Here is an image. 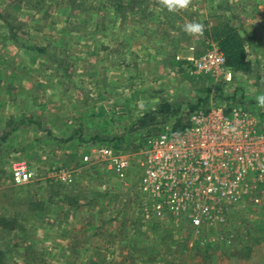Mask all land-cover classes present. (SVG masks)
Instances as JSON below:
<instances>
[{
  "label": "rangeland",
  "instance_id": "374dc122",
  "mask_svg": "<svg viewBox=\"0 0 264 264\" xmlns=\"http://www.w3.org/2000/svg\"><path fill=\"white\" fill-rule=\"evenodd\" d=\"M72 1L0 0V264H264V201L235 205L197 228L182 217L147 216L151 203L139 190L144 147L135 134L124 152L134 162L127 181L116 178L110 164L92 167L83 159L93 149L99 161L101 153L94 149L108 143L101 138L123 133L165 102L185 116L201 100L205 107L225 102L212 79L178 68L172 73L168 65L176 47L205 51L204 32L150 26L149 39L145 27L118 19L137 16V10L114 18L104 7L110 0H76L78 9ZM242 2L228 17L244 36L255 34L259 53L250 52L249 59L256 70L239 75L226 89L245 94L246 106L259 115L264 112L257 101L264 95V15L255 0ZM133 29L138 35L128 42ZM183 33L195 41L186 43ZM14 34L27 47L18 46ZM35 46L48 47V54L29 48ZM136 62L138 70L132 66ZM21 161L39 180L14 181ZM59 168L73 172L72 184L51 177ZM249 247L250 256L241 257Z\"/></svg>",
  "mask_w": 264,
  "mask_h": 264
},
{
  "label": "built area",
  "instance_id": "2783aa9c",
  "mask_svg": "<svg viewBox=\"0 0 264 264\" xmlns=\"http://www.w3.org/2000/svg\"><path fill=\"white\" fill-rule=\"evenodd\" d=\"M206 45L205 51L192 53L188 73L212 79L215 86L233 84L235 74L225 54L212 40ZM229 104L188 109L185 126H167L139 151V190L151 203L147 216L173 215L201 228L235 205L264 201V124L251 108ZM98 148L94 150L101 153L99 161L92 149L84 162L92 167L110 164L116 178L129 180L133 156L107 145ZM73 175L68 168L51 171L55 181L69 185ZM13 178L19 184L39 180L25 161L16 165Z\"/></svg>",
  "mask_w": 264,
  "mask_h": 264
},
{
  "label": "trees",
  "instance_id": "16d2710c",
  "mask_svg": "<svg viewBox=\"0 0 264 264\" xmlns=\"http://www.w3.org/2000/svg\"><path fill=\"white\" fill-rule=\"evenodd\" d=\"M75 1L76 0L72 1V7L73 9H78L79 7H81V5L77 4ZM114 1L115 0L112 1L110 0V4H108V6L104 5V7L106 9H108L109 7L110 9L113 10V13L115 8L116 16L121 12H125L128 10L127 7H129V5L124 3V0H116V2ZM36 6L37 5H34L33 7H35L36 9ZM140 10L142 12L141 8ZM131 12H136V11L133 8ZM116 16L114 18H116ZM0 19H2V14ZM112 22H114V20H112ZM183 29L184 28H179V30H183ZM203 32L209 40H212L215 43H217L220 49L222 50V52L225 54L227 60V66L235 74L234 83L238 82L239 75L250 76L255 74L256 65L249 59V53H248L249 46L254 47L255 40L253 33L251 32L248 33L249 37L244 36L240 31V29L234 27L233 24H231V21L228 20L220 21L217 25H214L212 27H208V26L203 27ZM183 34L186 36L185 33ZM12 39L21 48L27 47L26 44L20 43L22 39H20L17 35L15 34L12 35ZM182 39L186 41V43L192 42L191 37L189 38L186 36L183 37ZM29 48L35 50L39 54H48V47L35 46ZM186 64H189V62L177 59V53L174 54L171 60L168 59V65L171 66V68H178L182 73L188 72L189 68L184 69L183 67ZM257 78L258 81L262 79L260 76H257ZM221 85L222 84L216 85L213 90L216 93V95H219V98H221L222 101H226L227 103L230 104L240 102V104L244 106L249 104V102L245 103L246 100L244 97L245 94H242V97H238V92L228 93L226 89V85L224 86ZM209 92H211V90H209ZM202 103L203 101L201 100L198 105L191 106L189 104L188 106L189 107L191 106V108L189 109L193 111L201 107ZM180 109L181 108H179L177 105H174L173 103L165 102L158 110L150 111L145 115H143L142 117H140V119H138L137 122L130 127V129L120 134H114L110 138H101L100 140L104 139L106 140V142H108L105 145L107 146L111 145V147H113L115 150L125 152L127 151V149L131 148L130 146L132 145V143L128 145L127 142L129 140H133L134 137L132 134H135V138L140 141L139 144H141L140 146H142L143 148L147 145L150 139L162 134L165 128L170 124V122L172 121L174 122V128H179L186 125V116L183 114V112L180 111ZM259 118L262 122V120L264 119V112L262 114L261 113L259 114ZM133 146H134L133 149H135V151L140 150V148L137 149V147L140 146H136L135 143H133ZM95 174H98V171H96ZM4 220L6 221V219ZM12 228L14 227H11V230ZM251 251H252L251 247L244 249V251H242L244 254H242L241 257L244 256L245 258H248L251 254ZM207 252L208 251H206V253ZM0 262H2V259H0ZM90 263L93 264L92 262H89L88 264ZM2 264H5V262H3Z\"/></svg>",
  "mask_w": 264,
  "mask_h": 264
},
{
  "label": "crops",
  "instance_id": "0c3cea01",
  "mask_svg": "<svg viewBox=\"0 0 264 264\" xmlns=\"http://www.w3.org/2000/svg\"><path fill=\"white\" fill-rule=\"evenodd\" d=\"M239 3L242 9V4H243L242 0H191L190 5L186 9H177L175 11L170 12L166 7L160 4L159 0H128L129 7H127V9L129 10L130 13L133 14L136 13V12H131L133 8L135 9V11L136 10L139 11L137 16L130 14L129 17V15L125 14L124 17L121 16L120 14L119 18L118 17L116 18L120 19L122 17V19L126 20L127 24H129L130 26L134 24V26H139L141 28L145 27L144 30L146 31L144 32L143 36L151 39L152 33L149 30H147V27L150 26L153 27L165 26V25L185 26L187 23L195 21L197 23L202 24L203 27L204 26L212 27L214 25H217L220 21H225V20L231 21V18L228 17L229 12L227 11L230 10L234 11L235 9H238L240 7V5H238ZM255 3H256L255 8L257 10L258 9L260 10L261 15H264L263 13L264 0H255ZM140 8L142 9V12ZM207 9L210 11L209 13H207L208 15H206L203 12L206 11ZM115 11L116 9L114 8V17L116 16ZM137 35L138 32L136 30L134 29L131 30L130 33L128 34L127 41L128 42L133 41L134 39H136ZM253 36H254V40L256 41L255 34ZM192 40L195 41L194 38H192ZM190 46L191 45H186V46L184 45L181 47H176L177 50L178 48L183 50L185 49L182 52L181 51L177 52L176 49L174 52L173 50V53H177L178 60L189 62V58L192 56V53L190 52L191 51ZM250 52L259 53V50L252 46H249L248 53ZM132 53L134 52L132 51ZM134 54H135V58H138L137 56H140L138 53H134ZM132 66H134L137 70L140 68V65L137 62ZM176 69L177 68H171V70L173 71L172 73H175Z\"/></svg>",
  "mask_w": 264,
  "mask_h": 264
},
{
  "label": "clouds",
  "instance_id": "9594fccd",
  "mask_svg": "<svg viewBox=\"0 0 264 264\" xmlns=\"http://www.w3.org/2000/svg\"><path fill=\"white\" fill-rule=\"evenodd\" d=\"M160 4L172 12L177 9H186L191 0H159ZM189 35H202L203 34V25L195 21L189 22L184 26L183 29ZM257 101L259 106L264 107V95L258 96Z\"/></svg>",
  "mask_w": 264,
  "mask_h": 264
}]
</instances>
